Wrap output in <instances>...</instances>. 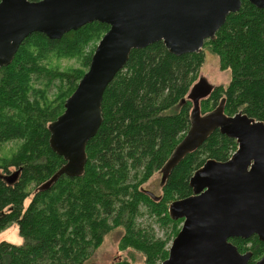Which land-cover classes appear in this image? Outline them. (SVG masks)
Segmentation results:
<instances>
[{
    "label": "trees",
    "instance_id": "16d2710c",
    "mask_svg": "<svg viewBox=\"0 0 264 264\" xmlns=\"http://www.w3.org/2000/svg\"><path fill=\"white\" fill-rule=\"evenodd\" d=\"M240 1L239 11L228 15L214 39L204 43L218 57L220 69L231 71V80L226 87H213L198 109L206 115L222 104L225 116L241 113L264 124V8ZM108 29L95 22L58 41L34 33L22 42L11 64L0 68V146L21 142L11 156L0 155V231L16 224L21 240L19 245L0 244V264H85L87 249L96 250L105 235L121 229L119 250L134 249L144 255L145 264H160L167 258V239L156 241L136 227L140 209L162 228L172 225L176 236L174 224L182 220L169 219L167 204L191 195L189 178L206 161L225 162L236 151V142L215 130L174 164L161 184L162 196L152 199L142 191V184L162 171L190 129L189 94L203 61L202 52L176 57L158 42L131 51L106 87L102 123L85 146L82 172H61L67 161L49 148L48 126L63 113L83 74L44 72L38 60L50 52H77L86 34L100 37ZM34 73L68 85L55 105L44 98L46 83L33 88L32 79L40 78L31 79ZM11 168L18 175L8 184ZM229 242L240 253L250 250L247 264L264 254V244L255 236Z\"/></svg>",
    "mask_w": 264,
    "mask_h": 264
},
{
    "label": "water",
    "instance_id": "95a60500",
    "mask_svg": "<svg viewBox=\"0 0 264 264\" xmlns=\"http://www.w3.org/2000/svg\"><path fill=\"white\" fill-rule=\"evenodd\" d=\"M246 1L264 8V0ZM240 6V0H0V68L11 64L34 33L58 41L95 22L109 27L63 113L48 126L49 148L67 161L61 172L79 175L85 146L102 123L103 93L130 52L161 42L176 57L199 53ZM211 90L201 83L192 86L190 129L162 169V182L215 130L237 148L227 161L208 160L195 170L188 181L191 195L169 204V219L182 220V226L161 264H247L252 253L241 255L228 241L255 236L264 244V124L241 113L225 116L222 104L200 118L199 98ZM17 175L5 177L6 182ZM255 264H264V256Z\"/></svg>",
    "mask_w": 264,
    "mask_h": 264
},
{
    "label": "rangeland",
    "instance_id": "374dc122",
    "mask_svg": "<svg viewBox=\"0 0 264 264\" xmlns=\"http://www.w3.org/2000/svg\"><path fill=\"white\" fill-rule=\"evenodd\" d=\"M103 35L104 34L99 37L98 35L95 36L94 33L90 32L86 34V41L84 43V47L81 50L77 52L66 51L61 52L60 54H56V52H50L46 56L38 60V65L42 66V70L44 72L54 71L59 74L82 73L84 75L88 70V68H84V62L87 58L92 57L94 50ZM200 52H202L203 61L196 75L193 77L192 86L201 83L204 86L226 87L231 80V71L229 69H220L219 59L215 54L210 52V45H206L204 47L203 44ZM41 74L42 75H36L34 73L30 75L31 79L35 76H40L38 81L32 79L33 88L35 90L41 89L44 87L42 83H46L47 90L44 98H47L49 102H52L55 105L59 96L64 93V90L66 88H68V85L65 82H62L60 78L55 76L52 81H47L46 78H43L44 76H46L45 73ZM210 107L211 106H208L207 108L210 109ZM174 111L176 110L173 108L171 112L173 113ZM20 144L21 142H17V140L5 142L0 146V155L11 156V154L17 149ZM203 158L205 157L202 156V159ZM13 172L14 169L11 168L10 174H12ZM161 184L162 174L158 171L154 172L151 177L144 184H142L141 189L148 197L152 199H158V197L162 196ZM33 188H35V184H33L30 188L31 192ZM27 203L28 201H26V204ZM170 203L167 204V211L168 205ZM135 224L136 227L143 228L145 231L151 234V236L156 241L161 240L163 242L167 239V243L165 244L164 249L167 252L168 256V250L175 236H172L171 233L172 225L168 227L163 226L162 228V226H160L153 217L148 216L143 209H140V215L137 218ZM181 226L182 221H178L176 224H174V230L179 231ZM117 231L118 230H114L112 233L110 232L105 235L102 243L98 248H96V250L93 251L91 248L87 249L85 253L89 256L86 264H114L124 260L132 261L134 264H145V257L139 251H136L134 249L132 250L131 248L127 250H119V241L124 237V230L121 229L119 232ZM20 241L21 240L16 224H10L2 231H0V244L4 242L12 245H19Z\"/></svg>",
    "mask_w": 264,
    "mask_h": 264
},
{
    "label": "flooded vegetation",
    "instance_id": "af4514ba",
    "mask_svg": "<svg viewBox=\"0 0 264 264\" xmlns=\"http://www.w3.org/2000/svg\"><path fill=\"white\" fill-rule=\"evenodd\" d=\"M211 87V86H210ZM213 88V86L211 87V89ZM199 96V95H198ZM209 96V94L206 96V97H208ZM206 97H203V98H199V100L201 101V100H203V99H205ZM199 116H200V118H202L204 115H200L199 114ZM172 157L174 158V153H173V155H172ZM161 173V172H160ZM162 174V173H161ZM156 198V197H155ZM248 240V239H247ZM243 241H246V240H243ZM229 242V241H228ZM230 243V242H229ZM232 244V243H231ZM233 245V244H232ZM235 248H236V250H237V252L239 253V254H245V253H247V252H250V250H247V251H245V252H243V253H240L239 251H238V249H237V247L235 246V245H233ZM247 247H250V245H247ZM264 256V254L260 257V258H262ZM259 258V259H260ZM259 259H256V261L254 262V264L259 260ZM250 260V259H249ZM248 263V262H247ZM86 264V263H85ZM161 264V263H160Z\"/></svg>",
    "mask_w": 264,
    "mask_h": 264
},
{
    "label": "bare ground",
    "instance_id": "6f19581e",
    "mask_svg": "<svg viewBox=\"0 0 264 264\" xmlns=\"http://www.w3.org/2000/svg\"><path fill=\"white\" fill-rule=\"evenodd\" d=\"M102 114V113H101ZM16 172V171H15ZM11 175V174H10Z\"/></svg>",
    "mask_w": 264,
    "mask_h": 264
}]
</instances>
